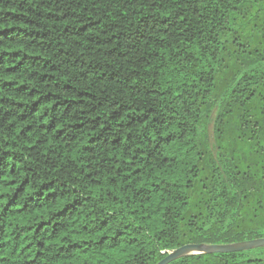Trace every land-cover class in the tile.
Masks as SVG:
<instances>
[{
	"label": "trees",
	"instance_id": "trees-1",
	"mask_svg": "<svg viewBox=\"0 0 264 264\" xmlns=\"http://www.w3.org/2000/svg\"><path fill=\"white\" fill-rule=\"evenodd\" d=\"M261 238L264 0H0V264Z\"/></svg>",
	"mask_w": 264,
	"mask_h": 264
},
{
	"label": "water",
	"instance_id": "water-1",
	"mask_svg": "<svg viewBox=\"0 0 264 264\" xmlns=\"http://www.w3.org/2000/svg\"><path fill=\"white\" fill-rule=\"evenodd\" d=\"M257 248H264V238L227 245H204L190 244L175 250L168 251L165 258L158 264H171L172 262L194 255L215 254V253H234Z\"/></svg>",
	"mask_w": 264,
	"mask_h": 264
}]
</instances>
